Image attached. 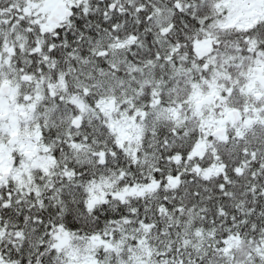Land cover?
I'll return each mask as SVG.
<instances>
[{
    "label": "snow or ice",
    "instance_id": "snow-or-ice-1",
    "mask_svg": "<svg viewBox=\"0 0 264 264\" xmlns=\"http://www.w3.org/2000/svg\"><path fill=\"white\" fill-rule=\"evenodd\" d=\"M0 264H264V0H0Z\"/></svg>",
    "mask_w": 264,
    "mask_h": 264
}]
</instances>
